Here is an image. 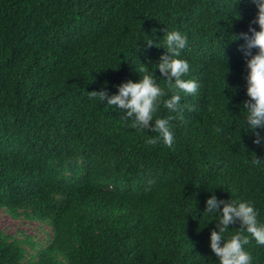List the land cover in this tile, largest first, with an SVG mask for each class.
<instances>
[{
  "label": "trees",
  "instance_id": "16d2710c",
  "mask_svg": "<svg viewBox=\"0 0 264 264\" xmlns=\"http://www.w3.org/2000/svg\"><path fill=\"white\" fill-rule=\"evenodd\" d=\"M256 12L252 0H0V209L51 227L44 242L0 228V264H218L211 190L254 202L264 221L252 162L264 148L243 123L244 41L231 39ZM172 27L199 87L182 94L169 147L87 91L154 68ZM244 247L264 264V244Z\"/></svg>",
  "mask_w": 264,
  "mask_h": 264
},
{
  "label": "clouds",
  "instance_id": "9594fccd",
  "mask_svg": "<svg viewBox=\"0 0 264 264\" xmlns=\"http://www.w3.org/2000/svg\"><path fill=\"white\" fill-rule=\"evenodd\" d=\"M252 3L257 12L248 30L232 34L231 39L244 41L241 47L247 68L244 79L248 99L243 101V123L251 133L252 143L264 148V0H252ZM162 32L163 43L159 47L165 51L154 63V68L149 69L140 62L139 78L121 81L115 85L117 90L114 93L110 94L106 88L87 92L100 102L106 101L107 105L123 110V119L130 120L132 127L155 131L157 135L146 137L148 143L162 142L171 147L175 140L172 121L183 118L182 94L195 93L199 85L195 79L184 78L189 72V61L181 54L188 44L186 33L176 27L162 29ZM145 44L153 45L155 41L148 36ZM253 47L256 48L254 53L250 51ZM154 69H158L161 76L155 75ZM157 77L164 84L163 87ZM166 90H171V95L164 98ZM161 102L169 110L167 115H156ZM252 162L264 166V155L254 156ZM209 193L203 212L218 217L209 231V247L216 255L218 264H252L251 253L244 246L250 238L264 244V221L259 219L254 202L217 197L212 190ZM236 222L239 227L230 232L229 225Z\"/></svg>",
  "mask_w": 264,
  "mask_h": 264
},
{
  "label": "rangeland",
  "instance_id": "374dc122",
  "mask_svg": "<svg viewBox=\"0 0 264 264\" xmlns=\"http://www.w3.org/2000/svg\"><path fill=\"white\" fill-rule=\"evenodd\" d=\"M0 228L12 234L24 231L23 235H30L35 241L42 242L46 241L51 233V227L48 224L25 218L14 220L4 212L3 208L0 209Z\"/></svg>",
  "mask_w": 264,
  "mask_h": 264
}]
</instances>
